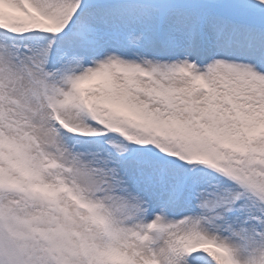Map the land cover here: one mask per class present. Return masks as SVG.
<instances>
[{
  "label": "snow or ice",
  "instance_id": "snow-or-ice-1",
  "mask_svg": "<svg viewBox=\"0 0 264 264\" xmlns=\"http://www.w3.org/2000/svg\"><path fill=\"white\" fill-rule=\"evenodd\" d=\"M0 264H264V0H0Z\"/></svg>",
  "mask_w": 264,
  "mask_h": 264
}]
</instances>
